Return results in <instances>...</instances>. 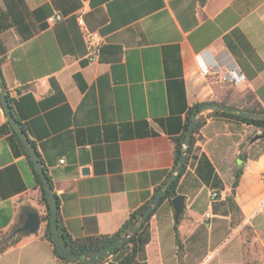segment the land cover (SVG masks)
<instances>
[{
	"label": "crops",
	"instance_id": "obj_1",
	"mask_svg": "<svg viewBox=\"0 0 264 264\" xmlns=\"http://www.w3.org/2000/svg\"><path fill=\"white\" fill-rule=\"evenodd\" d=\"M84 28L106 39L97 62L87 61ZM0 59L12 112L44 164L63 227L74 239L113 235L164 190L192 106L248 91L264 106V0H0ZM209 63L245 79L204 76ZM201 133L178 187L181 256L175 211L164 201L141 261L264 264V141L250 142L260 131L209 117ZM245 143L235 195L243 221L233 225L226 197ZM202 154L214 168L208 183L197 172ZM29 156L0 98V234L18 230L27 209L41 216L38 233L0 253V264H66L44 237L46 205ZM217 176L223 189L214 201Z\"/></svg>",
	"mask_w": 264,
	"mask_h": 264
},
{
	"label": "trees",
	"instance_id": "obj_2",
	"mask_svg": "<svg viewBox=\"0 0 264 264\" xmlns=\"http://www.w3.org/2000/svg\"><path fill=\"white\" fill-rule=\"evenodd\" d=\"M0 85H1L0 97L2 94H6L9 103H11L12 99L9 95V92L7 91V86H6L3 71H2V60L1 59H0ZM216 106H227L230 108H234L237 111L242 112V114L220 111L215 108ZM206 111H209L208 116H204V113ZM208 117L225 118L231 121L238 122L240 124L254 127L256 130H259L262 133H264V106L260 104V102L256 98V95L251 91L244 93L243 96L240 98V100H237V101H233V102L204 101V102H200L192 106L186 115V124L184 127L183 135L179 138L174 139V143H175L174 167L168 176L167 182L163 190L162 198L160 202L155 206L151 216H149L143 223H140L141 218L143 214L145 213V211L147 210V208L149 207V204H146L142 206L141 208H139L138 210H136L135 212H133L130 218L120 228V230L113 235L74 239L67 233V231L63 227L61 216H60V203L58 201L57 196L55 195L57 199L56 218H57V223H58L59 234L67 250L71 254L83 256L85 258V260L83 261L70 260V259L62 258L59 255L58 250L54 245L52 234H51L49 199L46 196L41 179L34 168L33 161L31 157L29 156L30 163L32 164V167L34 168L36 179L38 183L40 184V186L42 187V191H43L42 198L46 205V215L44 216V221L46 222V230L44 233V237L54 245V253L58 257V259L61 262H64L66 264L68 263L104 264L103 262L109 257V255L117 254V257L115 258L114 262L110 264H145L144 262L141 261L142 260L141 256H142L143 248L149 241V237L147 233L149 220L151 219L155 210L157 209V207H159L161 203H163L164 201H167L168 203L171 204L172 200L178 195V187H179L182 177L187 171V167L189 165L190 159L191 158L197 159V156H195L194 154L195 150H197V142H198L197 135L201 133V130L206 125ZM194 120L196 121V125L194 127V132L190 139V142L187 145V131H188L189 125ZM262 141H264V139H262ZM245 146L246 144H243L240 146V154L238 158L242 161V165H240L238 169L234 172V181L232 184L231 193L226 197V204L232 215L233 225H237L238 223H241L243 221V213L240 207L238 206V204L236 203L235 195H236V188L238 187L240 183V179L244 172V163L248 159ZM32 147L35 149V146L32 145ZM37 155L40 160V163L45 169L44 164L40 158V155L38 153ZM183 155H185L184 167L182 170H178L179 165H180V160ZM202 163L207 165L204 171L201 169ZM197 172L200 175V177L207 183L209 182L212 174L214 173V168L209 162L205 154H202L200 157V164L197 167ZM216 179H217V182L213 184V187H214V190L218 192V196L220 197L219 192L220 190L223 189V185L221 181L219 180L218 176L216 177ZM50 183H51V180H50ZM52 190H53V185H52ZM179 223H180V218L174 224V231L177 235L178 252H179V255L181 256L182 243L180 241V237L178 233ZM136 228H139V231L137 234L133 235V232ZM24 235H26V233L18 232L17 229L0 234V253H3L10 247L14 246ZM127 236H131V237L126 243H124L123 245L119 247L112 249L108 254L95 258L92 263L89 262V260L97 252H99L100 250H103L105 247H107L114 241L120 240Z\"/></svg>",
	"mask_w": 264,
	"mask_h": 264
},
{
	"label": "water",
	"instance_id": "obj_3",
	"mask_svg": "<svg viewBox=\"0 0 264 264\" xmlns=\"http://www.w3.org/2000/svg\"><path fill=\"white\" fill-rule=\"evenodd\" d=\"M1 88V85H0ZM1 102L4 108L5 113L7 114L11 125L13 129L15 130L16 134L19 136V138L23 141V143L28 147L31 159L33 161L34 168L39 175L43 188L45 190L46 196L49 199V205H50V228H51V234H52V239L54 242L55 247L58 250L59 255L62 258L70 259V260H75V261H83L85 258L80 255L76 254H71L66 246L64 245V242L59 234L58 231V223H57V218H56V211H57V199L56 196L52 190V185L50 183L49 177L47 176V171L43 168L42 164L40 163V160L38 158L36 150L32 147L30 141L28 140V137L21 125V123L15 118L13 112H12V107L7 99L6 94L1 95ZM212 108V107H211ZM210 108V109H211ZM217 110L224 111V112H231V113H238L242 114V112L237 111L234 108H230L227 106H216L215 107ZM196 125V121H192L191 124L189 125L188 131H187V145L190 142V139L193 135L194 132V127ZM264 139V133L260 131V133H257L252 139L251 143H254L258 140ZM185 163V155L181 157L180 160V165L178 170H182L184 167ZM163 195V189H161L157 195L152 199L149 207L143 214L141 218V222L143 223L149 216H151L155 206L160 202L161 198ZM172 206L175 211V220L178 221L179 218L182 216L185 208V198L181 195H177L173 200H172ZM21 219L23 220L22 225L18 228V232L21 233H26V234H36L38 233L40 229V224H41V216L39 213L33 209H27L24 214L21 216ZM139 231V228H136L133 232L134 234H137ZM131 236L124 237L120 240H116L107 247H105L103 250H100L97 252L90 260L89 262L92 263L95 258L101 257L105 254H108L112 249L119 247L126 243Z\"/></svg>",
	"mask_w": 264,
	"mask_h": 264
},
{
	"label": "built area",
	"instance_id": "obj_4",
	"mask_svg": "<svg viewBox=\"0 0 264 264\" xmlns=\"http://www.w3.org/2000/svg\"><path fill=\"white\" fill-rule=\"evenodd\" d=\"M62 19L61 15H56L50 18L51 23H56ZM83 36L88 48L87 54V61L90 63L97 62L100 56L101 49L106 42L105 37L100 34L98 31H91L86 28L83 29ZM201 73L204 76H212L218 82L223 84H237L245 79L244 75L238 70L237 68L229 70V71H222L218 64H205L201 67ZM65 161L61 160L60 164H63ZM212 200L216 201L219 199L218 192L213 190L211 193ZM206 218H211V214H207ZM117 254L109 255L106 259L104 264H110L114 262ZM75 264V263H69Z\"/></svg>",
	"mask_w": 264,
	"mask_h": 264
},
{
	"label": "rangeland",
	"instance_id": "obj_5",
	"mask_svg": "<svg viewBox=\"0 0 264 264\" xmlns=\"http://www.w3.org/2000/svg\"><path fill=\"white\" fill-rule=\"evenodd\" d=\"M208 114H209V112H207V113H205L204 114V116H208ZM209 118V117H208ZM221 130L224 132V126H222L221 127ZM245 138H246V141L249 139V137L248 136H245ZM197 139H198V142H202V143H204V141H205V137L203 136V134L202 133H200L199 135H197ZM245 141V142H246ZM249 141V140H248ZM246 144V143H245ZM238 148L239 147H236V149L238 150ZM240 149V148H239ZM228 153H229V156L231 157L232 155H233V152H232V149H229V151H228ZM106 261V260H105ZM104 261V262H105ZM103 262V263H104ZM69 264V263H68Z\"/></svg>",
	"mask_w": 264,
	"mask_h": 264
}]
</instances>
